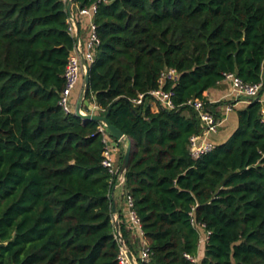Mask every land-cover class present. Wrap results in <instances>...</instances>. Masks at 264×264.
Wrapping results in <instances>:
<instances>
[{
    "label": "trees",
    "instance_id": "trees-1",
    "mask_svg": "<svg viewBox=\"0 0 264 264\" xmlns=\"http://www.w3.org/2000/svg\"><path fill=\"white\" fill-rule=\"evenodd\" d=\"M94 4L99 37L86 99L131 144L122 185L149 248L138 264H264V103L234 108L227 139L193 159L188 99L226 72L262 79L264 0H72ZM62 0H0V264H118L105 143L95 120L59 104L75 38ZM179 73L175 109L131 99ZM229 102V101H228ZM207 110L219 117L217 106ZM227 103V102H226ZM109 138H111L109 136ZM120 149V164L125 148ZM126 246L130 231L122 215Z\"/></svg>",
    "mask_w": 264,
    "mask_h": 264
},
{
    "label": "built area",
    "instance_id": "built-area-1",
    "mask_svg": "<svg viewBox=\"0 0 264 264\" xmlns=\"http://www.w3.org/2000/svg\"><path fill=\"white\" fill-rule=\"evenodd\" d=\"M62 1L65 3L66 6L68 2H72V0ZM95 9L96 6L94 4L82 8L77 7V16L90 18V21L88 23L87 36L83 43L80 40L79 33L78 40H76L75 38V35L77 33V26L74 15L71 12V17L68 16L69 28L75 38V43L73 49L69 53L67 62L64 67V84L60 92L59 104L62 107L63 111L66 113H71L74 111L71 105V95L73 91L79 86L80 81L83 78L84 69L81 62V58L83 57L89 66V64L93 62L94 52L100 42L96 32V25L93 22V14ZM178 75L179 73L175 68H165L160 73V77L158 79V87L149 90L147 93H138L135 98L131 99V102L134 105H140L144 101L151 102L156 108V111L159 108H166L169 110L175 109L177 105H175L173 102V89L172 87L166 89L164 88V85L166 83L174 85L178 79ZM221 81H225L230 84L231 96L236 100L248 102L251 99H257L264 103V99L258 98L259 91L263 86L262 79L258 82L250 83L243 81L240 77L236 75L235 72H226L223 74V79ZM207 103L214 102L210 100L204 101L202 99L197 98L188 99L185 102V105L190 106L195 112L201 127L199 132L192 134L189 138V153L193 159H197L202 154L212 150V148L214 147V143L209 140V136L218 131L223 121V118L221 116L217 117L214 113L207 110ZM95 106L99 109L97 105ZM232 109L233 104L229 101L225 105L224 113L227 114ZM97 130L102 134L103 142L105 143V148L102 153V164L108 169V172L116 178L113 188L116 187L118 184L123 185L124 178L122 174L119 173V165H117L113 160V154L116 151L117 143L116 145L112 144L113 141L111 142V138H109V135L106 133L105 128L102 126V124L99 123ZM124 196L129 211L130 228L137 229L138 232L142 235L140 222L131 209L132 199L126 193L124 194ZM207 235L208 232H206V238ZM115 237L117 238L119 243L118 235L116 233ZM128 252L130 251L126 244L124 247L119 243V252L117 254L118 264H132L128 256ZM138 257L143 261L148 260L149 248L146 243H144V246L142 247ZM186 257L191 260L192 264L197 263L196 257H191L187 254Z\"/></svg>",
    "mask_w": 264,
    "mask_h": 264
},
{
    "label": "crops",
    "instance_id": "crops-1",
    "mask_svg": "<svg viewBox=\"0 0 264 264\" xmlns=\"http://www.w3.org/2000/svg\"><path fill=\"white\" fill-rule=\"evenodd\" d=\"M76 10H77V5H74L72 3L71 12L74 15L76 26H77V31L79 33L80 40L83 43L87 36L88 23L90 21V18L77 16ZM81 82H82V79L80 81L79 86L73 91L71 95V105L73 107V110H74V106L77 101V98L79 96ZM204 96L207 97L208 100L213 101L214 103L223 102L222 104L218 105L216 108V110L219 113V116L223 118L222 124L216 133L211 134L209 136V140L213 142L214 144L221 143L225 141L227 137L230 135V134L228 135L229 132H227L226 128L232 125L235 126L237 124L234 108H240L246 102L242 100H236L235 98H233L230 92V84L225 81H220L218 84H216V86L205 91ZM261 97H262L261 99H264V91ZM228 101H230L233 104V109L229 111L227 114H225L224 108H225V105L227 104L226 102ZM90 102L91 104L96 105L94 101H90ZM146 102H147L146 104L149 105L150 110L152 112H155L156 108L154 107V105L151 102H148V101ZM81 111L89 112V110L85 106L82 107ZM112 141L113 140L111 139V142ZM119 153H120V149L116 147V151L113 154V160L115 161L117 165H119V162H118ZM111 193H112V198L115 203V207L117 209V216L122 215V219H120V221L124 219L127 224V227L130 228L129 211L127 208V203H126L125 196H124L125 193L123 191L122 184H118L116 187L112 188ZM130 229L131 231H130L129 238H130V243L132 245V249L135 251V254H133L130 250L129 251L132 254V256L136 259L139 256L140 251L142 247L144 246L145 241L137 229H132V228ZM205 239H206V233L201 232L200 241L198 245V254L196 257L197 260L202 255L203 244H204Z\"/></svg>",
    "mask_w": 264,
    "mask_h": 264
},
{
    "label": "water",
    "instance_id": "water-1",
    "mask_svg": "<svg viewBox=\"0 0 264 264\" xmlns=\"http://www.w3.org/2000/svg\"><path fill=\"white\" fill-rule=\"evenodd\" d=\"M71 5L72 2H68L66 9L68 12V15L71 17ZM76 40H78V31L75 35ZM81 62L83 65L84 73H83V78L81 82V87H80V92L79 96L77 98V101L74 106V111L73 113L79 117H81L83 120H95L98 123L102 124V126L105 128L106 133L111 137L113 140L112 144L116 145L117 142H122L125 145V151L124 155L122 157V160L119 164V173L122 174L123 178L125 177V171L128 166V161H129V154H130V149H131V144L129 139L123 134V132L120 129H117L113 125H111L108 121V112L107 111L105 114H98L96 111L98 108L91 104V102L86 99V92L88 89L89 85V77H88V64L85 61V59L82 57ZM85 106L89 110V112H82L81 109L82 107ZM112 198V193L110 194ZM113 199V198H112ZM111 214H112V222L114 224V229L115 233L118 235L119 243L125 247V242L124 239L122 238V235L119 230V219L117 216V209L115 207V203L112 204L111 207ZM4 243L0 242V247L3 246ZM128 256L130 258V261L132 264H138L137 261L133 258L132 254L128 252Z\"/></svg>",
    "mask_w": 264,
    "mask_h": 264
},
{
    "label": "rangeland",
    "instance_id": "rangeland-1",
    "mask_svg": "<svg viewBox=\"0 0 264 264\" xmlns=\"http://www.w3.org/2000/svg\"><path fill=\"white\" fill-rule=\"evenodd\" d=\"M235 126H236V125H235ZM235 126L232 125V126H229L228 128H226L227 132H229L228 135L234 130ZM123 144H124V143H123ZM124 148H125V145H124Z\"/></svg>",
    "mask_w": 264,
    "mask_h": 264
}]
</instances>
